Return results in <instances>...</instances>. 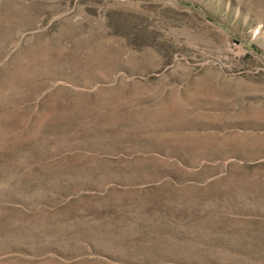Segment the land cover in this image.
<instances>
[{
  "label": "rangeland",
  "instance_id": "1",
  "mask_svg": "<svg viewBox=\"0 0 264 264\" xmlns=\"http://www.w3.org/2000/svg\"><path fill=\"white\" fill-rule=\"evenodd\" d=\"M0 264H264V0H0Z\"/></svg>",
  "mask_w": 264,
  "mask_h": 264
}]
</instances>
